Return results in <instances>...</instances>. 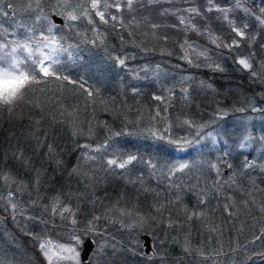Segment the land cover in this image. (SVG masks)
<instances>
[{"label": "snow or ice", "instance_id": "6c2138e0", "mask_svg": "<svg viewBox=\"0 0 264 264\" xmlns=\"http://www.w3.org/2000/svg\"><path fill=\"white\" fill-rule=\"evenodd\" d=\"M20 13L30 14L33 24L29 26L21 22L16 25L15 18ZM50 14L61 17L64 21L63 28L69 30H76L78 22L86 21L92 26L96 38L89 40L86 34L79 31H75V34L93 45L97 41L105 42L104 34L97 28V24L110 26L112 30L122 29L133 38V41H138L135 46L145 52L154 50L157 45H167L172 40L182 53L180 58L188 65L195 67L203 65L212 71L222 72L224 69L212 60L209 48L190 39V33L205 38L217 49L233 51L239 50L242 45H247L250 51L247 54L239 53L235 62L240 66L241 71L249 75L252 84L257 85L260 91L245 98V106H241L237 111L244 112L249 109L253 112L264 111L257 104V99L264 101V57L258 60V53L255 50L258 36L264 34V0H261L259 5H255V0H229L226 4L221 3L220 0H203V3H198L197 0H83V2L82 0H24V3L19 5L18 0H0V17L12 19L14 22L12 27L0 22V115L23 121L22 106L29 102L30 94L34 91H44L53 82H59L61 87L65 84L78 83L71 80L69 75L63 74L64 65L61 56L67 55L71 58L73 45L66 43V37L62 34L63 28L58 27L50 19ZM210 20L220 21L224 26L222 31L225 34L221 35L219 31H213L208 23ZM18 27L25 29L23 37L17 35L16 28ZM148 40L153 42L151 46L146 42ZM259 47L264 51V43H261ZM161 55H173V52L166 50V47H161ZM114 59L121 68L128 67L126 58L115 57ZM129 71L133 79H144L147 78L149 72L158 78L163 69L157 64L155 67L144 66L138 71L136 69H129ZM141 72L145 73V76H141L139 74ZM190 79L191 77H183L180 81V92L184 100L188 99L189 89L183 85ZM200 86L210 90V93L217 92L211 82L201 80ZM79 88L84 90V85L79 84ZM84 91L95 102L98 91L96 93L92 90ZM138 91L136 88L132 89L133 94ZM167 91L168 96L153 97L166 105L164 111H167L168 101L174 95L175 89L169 88ZM34 107L40 108L41 106L36 104ZM41 111L45 110L41 108ZM220 114L225 115L226 113L220 110ZM63 115L64 113H60V116ZM47 116L51 117L52 124L69 123L73 136L84 135L79 117L75 113H67V121L52 113H47ZM156 118H160L166 126L163 127V131L158 130L159 134L154 131L152 135L157 139L166 140L168 144L174 146L175 150L184 151V145L191 141L186 137L170 136L172 125L167 122L168 118L161 116L160 112L153 117V119ZM45 119L44 115L40 119H32V130L29 134L37 139V147L41 146L40 138H43V146L47 147V159L59 167L63 164V160L58 158L54 143H47L49 133L43 124ZM101 126L106 127V125ZM181 126L193 129L197 136H200L206 127V125H198L188 119L181 121ZM93 134V126L89 125L88 135ZM111 135L119 136L121 133H111ZM208 135L212 136V133ZM253 140L262 145L261 151L264 152V135L258 138L251 134L244 135L238 142V148L246 149ZM213 142H215V137H213ZM101 147H106V145L96 148L87 144L83 145L82 163H78L69 172V175H74L83 181L86 192L90 194L86 202L92 206V215L85 224L84 233L104 239L103 243L98 244L97 256L104 253L108 247L116 250V245L110 244L105 238V225H119L121 229L131 234L143 228L149 218L141 215L135 206H130L122 198L105 203L103 199L95 197V191L113 173H118L128 184L139 185L138 192L154 191L145 186L144 172H135L138 165H143L150 177L158 179L169 192L176 194L174 199L167 201V204L159 202L153 204L155 211L161 214L164 211L170 212L174 206L178 217L183 215L185 222L199 220L209 234L199 247L193 246L190 233L174 237L173 243L179 245L184 254H198L205 261L212 260L213 264H218V257L229 254L238 258V264H264V224H261L257 230L250 229L251 238L241 241L239 236L243 234L245 227L244 222H241L240 227L234 229L237 233L236 237L229 238L227 241L229 252H225L224 244L227 223L238 220L241 213L251 216L255 210L264 218V199H257V193H264V188L257 185L256 177L252 175L257 170L264 175V158L251 159L246 156L238 166L239 171L233 170L232 163L224 159L217 162H206L207 169L216 173V180L213 181L211 190H209L207 186L201 187V178L192 175L193 165L187 162L162 165L153 159L122 153L113 154L106 160L100 158L102 163L93 168L91 165L98 159L93 153L100 152ZM228 155L229 152L225 151L224 157ZM13 156L24 169L33 173V178L31 182L24 181L0 169V185L7 189L6 192L0 191V205L3 211L8 212L17 224L19 218L40 219L26 215L27 208L21 204L19 199L23 193L29 197V207L41 208L42 213L59 217L62 221H70L71 225L76 226L78 208L73 209L65 203L64 193L49 196L46 198L47 203H44L45 197L41 192L42 171L33 167L31 158L23 151L17 150ZM222 164L232 170L226 178L221 172ZM85 165H87L86 168ZM202 175L203 172H201ZM244 177L249 181L247 186L241 184L238 179ZM186 191L196 197L197 203L193 209H189L183 203V194ZM210 191L225 197L227 202L222 207L227 214V221L222 220L219 224L213 221L208 210ZM236 192L243 194L239 201L235 198ZM82 195L76 194L77 199ZM155 195L158 197L160 193L156 192ZM253 219H255L254 216ZM40 222L45 223L43 220ZM174 226H178V221H173L170 215L168 227L173 228ZM27 234L36 242L46 264H82V253L77 247L82 243L80 234L73 233L71 240L75 242L74 244L54 242L43 234ZM130 243L136 244L138 241L133 237ZM212 244L215 246H211ZM133 254L136 253L133 252ZM153 258V256L147 257L150 261ZM160 259L164 264L165 256H160ZM0 264H10V262L5 256L0 255ZM28 264H32V261L30 260Z\"/></svg>", "mask_w": 264, "mask_h": 264}, {"label": "trees", "instance_id": "16d2710c", "mask_svg": "<svg viewBox=\"0 0 264 264\" xmlns=\"http://www.w3.org/2000/svg\"><path fill=\"white\" fill-rule=\"evenodd\" d=\"M197 2L203 3V0H197ZM220 2L226 4L229 0H220ZM23 3L24 0H18V5ZM26 14L28 13L18 14L15 18V23L17 24V22L20 21V23L22 22L24 24L27 20L30 22V25H32L33 19H28ZM11 21L13 23L12 19ZM208 23L213 31H219L221 35L225 34L224 31H222L224 26L220 21L210 20ZM63 24L57 26L63 28ZM89 27L92 26L88 25L85 21L78 22L76 30H69L67 28L63 29L67 31L66 36L68 40L82 43L81 37L77 36L75 31H79L83 34L84 30L87 37L93 36L95 39V33L93 30L91 32ZM97 28L103 32L105 42L100 43L97 41L95 45L88 46V48H93L94 52H96L100 58L102 55L106 58L108 56L125 57L126 62L145 64L143 66L151 65V63L152 65L159 64L166 72L169 71L168 74L170 75L168 82H171L172 79L177 76L191 77L190 80H187V83H184V85L189 89L188 99L184 100L180 92V88L175 87L174 96H172L168 101L167 111H164L163 109L166 105L161 101L154 99L150 102H146L143 94L146 93L147 90L145 89H148L149 86L147 88H142V83L137 84L135 87L139 90L138 93L129 94L127 89L119 91V87H117L115 82L116 80H112L113 78H106L103 85H101V83L86 84L88 86V90H92L94 93L98 91V95L95 96V102H93V98L86 96L82 89L79 88L81 79L77 77V74L75 75V71L71 69L67 73L63 72L64 74L69 75L70 79H73L78 83L75 85L65 84L61 87L59 86V82H53L51 85H48L44 91H34L30 94L29 102L22 106L21 110L24 116L23 121L13 119L7 115H0V169L3 171H15L18 173L16 175L20 176L24 181L31 182L33 173L24 169L20 162L13 156L15 151H23L26 156L31 158L33 167L42 171V178L48 186L46 189H43L42 186L41 191L45 190L48 192L57 190L64 192L68 191L67 193L70 194L80 193L83 194V199H88L89 193L86 192L84 185L79 182V178L74 175H69V172L73 167L77 166L78 163H82L77 153L80 143L79 141L77 146V140L83 139L81 141H86L88 144L99 145L107 143L109 149L106 152L109 155H113L114 153H110V149H114L112 147H116V145L113 143L109 144V140L111 138H119L133 143L136 137V135H133L135 125L137 123H143L147 120H151V117H155L157 112H160L161 116H166L170 119V121L171 118L175 120L188 119L192 121H202L213 116L217 112L218 108H225L227 105L230 106L231 104H235L234 102L239 103V97H251L255 92L260 91V88L257 85L252 84L249 75L246 72L241 71L240 66L235 62L239 53L247 54L250 51L247 45H242L239 50L233 51H229L227 49H217L205 38L199 37L194 33H190V39L196 41L204 47L209 48V55L212 60L215 63L220 64L224 69L222 72L212 71L203 65L200 67L188 65L180 58L182 53L176 43L172 40H170L167 45H157L154 50L145 52L142 51L140 47H136L135 45L138 41H133V38L122 29L116 28L115 30H112L110 26L103 24H97ZM149 41L150 40L146 42L151 46L152 43H149ZM261 43H264V34L259 35L257 40L255 50L258 53V60L264 57V51H262L259 47ZM161 47H166V50L173 52V55H161ZM128 57H131V59H127ZM97 70L98 69H95L93 72L94 75H90L92 73L89 74L87 72L83 74L90 81L91 78L97 75ZM109 75H112L111 72H109L106 77H109ZM201 80L211 82L217 89V92L210 93V90L196 86L197 84H200ZM95 81L99 83L101 80L99 81L95 77ZM125 85L129 87L127 80L125 81ZM257 103L262 104L264 107V101L257 99ZM36 104H39L41 107H34ZM105 105H108V107L106 108ZM41 108L45 111L42 112ZM69 112L75 113L79 117L84 135L73 136L72 128L69 123L52 124L51 117L47 116V113H52L58 118L67 121V113ZM60 113H64V115L60 116ZM42 115L46 116L43 124L49 133L47 143H54L56 152L58 153V158L63 160V164L59 167L47 159V147L43 146V138H40L41 146L35 148L33 145L37 143V139L33 138L29 134L32 130L31 120L40 119ZM136 115L138 121L134 122L132 119H134ZM49 125H51V127H49ZM89 125L93 126L94 134L91 136L88 135ZM101 125H106V127H102ZM111 133L128 134V138H122V135L112 136ZM99 160L100 159H98L96 167L102 163V161ZM39 164L41 165L39 166ZM86 167L87 165H85V168ZM102 175L105 174L102 173ZM257 178L258 182L264 181L263 176L257 175ZM248 183L249 181L247 184ZM115 186L118 188H115ZM137 186L139 188V185ZM150 186L151 185L148 187L152 189L153 187ZM129 188L130 187L125 182L123 177L115 175L114 177H111V179L107 178L101 183L99 188L95 191V197L103 199L105 202L106 196L110 195L111 197H115V193L118 190H121V193L122 191L129 190ZM138 193L139 192L136 190V201L141 202V194L138 195ZM209 193L208 210L213 221L217 224L221 223L222 220L227 221V214L220 210L221 205L215 204H224L227 202L225 197L222 196L217 199H212L210 197H212L213 191ZM165 194L168 196L165 201L166 203L168 200L173 198V195L174 197L176 195L174 192H169L167 189H165ZM241 195V193H235L237 201L242 198ZM27 197V194L23 195V199H26ZM129 199L130 197H128L127 203ZM262 199H264V196ZM136 201L134 206L136 205ZM150 202L153 203L150 198L146 197L144 202L142 201V204L149 205ZM183 203L187 205L189 209H193L196 207V197L186 191L183 194ZM157 214L162 216L161 218L163 219H169V216L171 215V219L173 221H178V226H174L173 228H169L167 226L165 235L167 237L168 244L172 247L175 245L173 248L176 250L179 249L177 247L178 245L173 243V238L179 235V233L175 234V232L177 230L182 231L188 222H185L183 215H179V217L177 216V210L174 206L170 212L168 211L162 214L156 213V215ZM238 223V220L227 223L225 231L226 229L230 230L228 231L227 236L224 235L225 246H227L229 238L236 237L237 233L234 229L239 228ZM190 229L195 233V235L192 236L195 237V246L198 247L208 238L209 234L205 230L204 224H202L199 220H192V226ZM211 246H214V244ZM226 250L229 249L225 247V251ZM217 261H221L219 263L224 264V262H228V259L221 256L217 258ZM209 262L213 261L209 260Z\"/></svg>", "mask_w": 264, "mask_h": 264}, {"label": "rangeland", "instance_id": "374dc122", "mask_svg": "<svg viewBox=\"0 0 264 264\" xmlns=\"http://www.w3.org/2000/svg\"><path fill=\"white\" fill-rule=\"evenodd\" d=\"M261 0H255V5H259ZM27 18L30 19V15L26 14ZM242 15V14H240ZM24 18V16H23ZM98 19V18H97ZM27 21V20H26ZM24 22V25H29L30 22ZM0 22L4 23L8 27H12L13 23L11 19L0 17ZM87 23V22H86ZM12 26H11V25ZM16 24V23H15ZM20 24V21L17 22ZM16 24V25H17ZM89 30L92 32V27H89ZM17 35L19 37H23L25 35L24 28H16ZM67 31L63 29L62 34L66 37V43H71L73 48L71 49V58L67 55H62L61 59L63 61V72L67 73L69 70H74L75 75L77 74L78 78H80V84L84 85V90H88V86L86 84H100L103 85L106 81V78H113L112 80H116V85L119 87V91H124L127 89L129 94H133L132 89L136 88L137 84L142 83V88H147L149 86L145 94L146 102H150L154 100V96H167L169 88H181L180 81L183 77H174L171 82H168L169 79V71L166 72L163 69L161 75L157 78L153 73L149 72L147 74V78L144 79H133L132 73L129 69H136L137 71L144 67L145 64H139L136 62H126L127 68H121L120 66H116L114 64L115 56H108L107 58L102 55L100 56L94 52L93 48H88V46H92L93 44L86 42L81 37L82 43H77L74 41L68 40L66 36ZM83 34H86L83 30ZM87 36V35H86ZM89 40H94L93 36L87 37ZM149 43L153 42L150 40ZM78 45V46H77ZM125 58V57H123ZM111 62H110V61ZM157 64L146 65L149 67H155ZM97 70V75H95L89 81L83 73H92L90 75H94L93 72ZM111 72V76H108V73ZM63 73V74H64ZM141 76H145V73H139ZM95 77L100 81L99 83L95 81ZM73 80V79H71ZM127 80V85H125V81ZM171 80V79H170ZM187 83V81H185ZM50 83L49 85H51ZM185 86V85H183ZM196 86H200L197 84ZM201 87V86H200ZM84 94L86 95V92ZM87 96V95H86ZM174 96V95H172ZM248 96L239 97L238 102L235 104L227 105L225 108H218L217 112L211 116L209 119H204L202 121H194L196 124L206 125L204 128V132L201 133L200 136L196 135V132L193 129H189L187 126H181V121L185 119L175 120L171 118L167 120L168 123L172 125L171 132L169 133L172 137H186L191 143L184 145V151L175 150L174 146L168 144L166 140L157 139L152 135V132L163 131V127L166 125L163 121L159 119L147 120L146 122L137 123L135 125V130L133 131V135H136L135 141L133 143L127 142V140L119 139V138H111L109 140V144L113 143L116 147H112L114 149H110V153L114 154H135L144 159H153L158 161L159 163L167 164V163H180L187 162L193 165L192 175L198 176L201 178V187L207 186L209 190H211V186L213 181L216 180V173L209 171L206 166V162H217L222 159L227 160L232 163L233 170L239 171V165L247 156L251 159H261L264 158V152L261 151L262 145L253 140L250 142V146L244 150H240L238 148V142L244 135L251 134L253 137H260L264 135V111L253 112L250 109L248 111L240 112L237 111L241 106H245L244 101ZM164 104V103H163ZM258 106L264 109L262 104L257 103ZM107 108L108 105H105ZM220 110H223L225 115L220 114ZM111 112V111H110ZM134 122H137V115L134 119ZM159 130V131H158ZM208 133H212V136H209ZM122 138H128V134H121ZM213 137H215V142H213ZM83 139L77 140L78 142ZM86 145V144H85ZM91 145L92 148L100 147L106 145V147H101V151L98 153H93L97 155L98 159L103 158L107 159L112 157L113 155L107 154V150L109 149L107 143L102 144H87ZM35 148L37 147V143L33 145ZM83 146V145H82ZM82 146H78L77 149L78 156L81 160V153L84 151ZM228 151L229 155L224 157V152ZM97 161L92 164V167H96L98 164ZM99 161H102L101 159ZM41 164H39L40 166ZM203 165V167H201ZM222 167V165H221ZM225 167V166H224ZM140 171L144 172V180L145 186L148 187L151 185L154 191L151 192H139L141 194V199L144 202L146 197L150 198L153 203L150 202L149 205L142 204L141 202L136 201V190L138 188L137 185L128 184L130 187L129 190L122 191L118 190L115 193V197H111L110 195L106 196L105 203H109L115 201L119 198H122L123 201L127 202L128 197H130L127 204L130 206H134L136 201L135 208L139 211L141 215L147 216L149 219L147 223H145L144 227L138 229L131 234L128 231L121 229L119 225H105L104 231L106 233V239L110 244L116 245V250L114 251L112 247H108L105 249V252L96 255L97 247L99 243H103L104 239L89 235L94 242V248L89 255V260L91 264H162L160 256H165L164 264H206L209 262L205 261L200 255L192 253V254H184L182 249L178 245L179 249H175V245L170 246L168 244V240L166 237L167 226L169 223V219H163L162 216L156 215L155 209L152 207L153 204L159 202L161 204H167L165 201L168 196L165 194V186L160 183L158 179H154L148 175V170L144 168L143 165H138L135 169V172L138 173ZM232 171V170H231ZM4 172H10L12 175L16 176L18 179L23 180L20 176H17L15 171L4 170ZM201 172L203 175L201 176ZM45 173V172H44ZM231 174H223V177H227ZM106 175V174H105ZM118 175V173H113L108 179ZM253 176L256 177L257 185L260 188H264V183L262 181L258 182L257 175L263 176L257 171L252 173ZM240 183L243 185H248V179L246 178H238ZM125 180V179H124ZM79 182L83 184V181L79 179ZM75 183V182H74ZM84 185V184H83ZM47 183L43 180V189H46ZM150 186V187H151ZM117 186H115L116 188ZM121 187V186H119ZM114 188V187H113ZM118 188V187H117ZM123 188V187H122ZM149 188V187H148ZM0 191L6 192L7 189L0 185ZM42 195L45 197L44 203H47V197L56 195L57 193L65 194V203L72 207L73 209H77L76 211V219L77 225H71L70 221H62L59 217H53L49 214L42 213L41 208H32L28 206L29 197L23 199V193L19 196L20 202L27 208L26 215L32 217H39L40 219H23L19 218V223L17 224L11 218L8 212L3 211L2 205H0V255L6 257V259L10 262V264H28L31 260L32 264H46L43 256L40 254L36 242L29 236L27 233L33 234H43L46 238L52 239L54 242L58 243H75L71 240L73 233H78L81 235V239L87 234L84 233V228L86 222L91 218L92 215V206L90 203H87V199H83L82 196L77 199L76 193H71L69 196L68 191H48L42 190ZM156 192H159L160 195L157 197L155 195ZM212 192V191H210ZM46 193V194H45ZM242 194V192H238V194ZM90 194H88L89 196ZM210 195V193H209ZM243 195V194H242ZM241 195V196H242ZM264 193H257V199H262ZM86 197V196H85ZM222 197V195L217 194L213 191L212 199H217ZM174 195L173 198L174 199ZM23 199V200H21ZM209 199V197H208ZM84 204V205H83ZM216 205H221L220 210L223 211V204L215 203ZM142 213H141V211ZM219 210V211H220ZM168 212V211H164ZM163 212V213H164ZM156 216V217H155ZM253 216L255 219H253ZM153 217H155L153 219ZM40 220L45 221V223H41ZM185 220V219H184ZM238 227H240L241 222H244V232L239 237L241 241H245L246 239L251 238V230H257L260 228L261 224H264V218L260 216L258 211H253L252 215H248L245 213H241L238 219ZM259 222V223H258ZM192 226V221L188 222L182 231L177 230L175 234L178 236H183L185 233L191 234V240L194 247L195 246V233L190 229ZM186 229V230H185ZM230 229H226L225 236ZM146 232L151 236L152 248L151 252L146 254L143 252L142 239L140 234ZM135 237L138 243L132 244L130 241ZM202 244V243H201ZM200 246V245H199ZM198 246V247H199ZM215 246V245H214ZM78 247L80 251L81 244ZM227 247V246H225ZM228 248V247H227ZM132 249V251H129ZM37 251V252H36ZM135 252L136 254H133ZM225 252H229L226 250ZM38 253V254H37ZM158 253V255H154ZM148 256H153V260H148ZM224 258L228 259V262H224V264H238V258L233 255H225ZM171 261V262H169ZM221 262V261H218Z\"/></svg>", "mask_w": 264, "mask_h": 264}, {"label": "water", "instance_id": "95a60500", "mask_svg": "<svg viewBox=\"0 0 264 264\" xmlns=\"http://www.w3.org/2000/svg\"><path fill=\"white\" fill-rule=\"evenodd\" d=\"M50 17L53 20V22H55V23H58V24L63 23L62 18L59 16H56L55 14H50ZM116 64H117V62H116ZM80 144L82 145L83 142ZM229 170L230 169H228V168H223L224 172H229ZM141 238H142V244H143V251L145 253H149L151 251V248H152L151 247V237L147 233H142ZM93 246H94V243H93L92 238L88 235L85 236L82 240L81 248H80V251L82 253V264H90L89 254L91 253ZM210 264H213V263H210Z\"/></svg>", "mask_w": 264, "mask_h": 264}]
</instances>
